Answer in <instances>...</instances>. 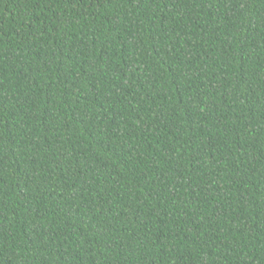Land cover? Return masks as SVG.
<instances>
[{"label": "trees", "instance_id": "obj_1", "mask_svg": "<svg viewBox=\"0 0 264 264\" xmlns=\"http://www.w3.org/2000/svg\"><path fill=\"white\" fill-rule=\"evenodd\" d=\"M0 264H264V0H0Z\"/></svg>", "mask_w": 264, "mask_h": 264}]
</instances>
